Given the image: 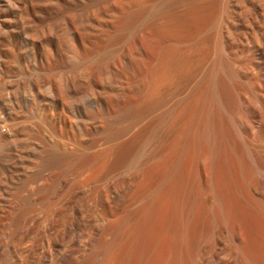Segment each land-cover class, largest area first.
<instances>
[{
  "label": "rangeland",
  "instance_id": "1",
  "mask_svg": "<svg viewBox=\"0 0 264 264\" xmlns=\"http://www.w3.org/2000/svg\"><path fill=\"white\" fill-rule=\"evenodd\" d=\"M81 254L264 264V0H0V264Z\"/></svg>",
  "mask_w": 264,
  "mask_h": 264
},
{
  "label": "bare ground",
  "instance_id": "2",
  "mask_svg": "<svg viewBox=\"0 0 264 264\" xmlns=\"http://www.w3.org/2000/svg\"><path fill=\"white\" fill-rule=\"evenodd\" d=\"M114 221V220H113ZM112 221V222H113ZM106 222L109 224V227H108V229L107 230H105L106 232L104 233V236H102V238H101V242H100V245H99V247L98 248H100L101 246H104V243H106L110 238H112L114 235H115V233L117 232V229L119 228L118 226H119V224H120V222H119V224H118V226H117V224H116V221H115V224L116 225H114V224H111V223H109L110 221L109 220H106ZM114 223V222H113ZM118 223V222H117ZM99 243V242H98ZM98 246V245H97ZM96 248V247H95ZM98 248H96V250L98 249ZM92 252V251H91ZM96 253V252H95ZM91 254H93V253H91ZM82 257H84L82 254L81 255H78L77 257H76V263L77 264H79L80 263V259L82 258Z\"/></svg>",
  "mask_w": 264,
  "mask_h": 264
}]
</instances>
